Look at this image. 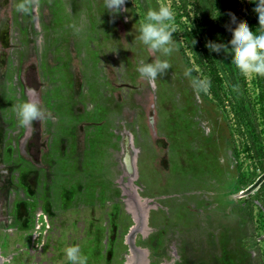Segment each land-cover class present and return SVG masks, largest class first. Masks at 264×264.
<instances>
[{"label":"rangeland","instance_id":"rangeland-1","mask_svg":"<svg viewBox=\"0 0 264 264\" xmlns=\"http://www.w3.org/2000/svg\"><path fill=\"white\" fill-rule=\"evenodd\" d=\"M19 2L0 0V264H68L72 245L88 264H264V185L251 191L264 88L205 46L228 44L233 7L259 34L245 2L125 0L114 21L104 0H40L30 14ZM160 6L175 14L167 57L135 39ZM188 38L221 99L185 76L205 78ZM156 59L171 68L150 82L137 68ZM26 100L45 118L21 127Z\"/></svg>","mask_w":264,"mask_h":264},{"label":"clouds","instance_id":"clouds-1","mask_svg":"<svg viewBox=\"0 0 264 264\" xmlns=\"http://www.w3.org/2000/svg\"><path fill=\"white\" fill-rule=\"evenodd\" d=\"M40 0H20L16 10L24 14H30L31 9L39 4ZM51 2V0H49ZM255 4L253 11L258 16V32L252 31L246 21H237L234 13L229 12L230 23L225 27L232 33L228 44L207 41L206 47L213 52L232 55L231 63L236 66L244 76L255 75L264 77V0H251ZM125 0H104L105 9L113 16L127 12L124 7ZM235 24V27H231ZM75 32H79L75 24L70 25ZM177 31L175 26V14L168 6H160L158 9L149 8L144 19L137 28L138 35L135 37L143 45L163 56H170L175 50L173 33ZM230 45V47H229ZM171 64L167 59H156L153 63H144L138 66L140 75L150 82L158 76L167 74ZM185 76L190 78V83L196 92L207 93L211 82L207 78L194 77L192 69L185 70ZM239 86L234 85L233 90L238 91ZM13 110L21 127H27L34 122L45 118L41 107L32 100L21 101L14 105ZM68 264H88V256L81 252L79 245L67 246L64 250Z\"/></svg>","mask_w":264,"mask_h":264},{"label":"trees","instance_id":"trees-1","mask_svg":"<svg viewBox=\"0 0 264 264\" xmlns=\"http://www.w3.org/2000/svg\"><path fill=\"white\" fill-rule=\"evenodd\" d=\"M232 13L235 14V7H233V9H232ZM256 24L258 25L257 22H256ZM217 25H219L218 27H221L225 31L224 24L222 22H218ZM234 25L235 24H232L231 27L234 28L235 27ZM187 41H188V44L190 45V51L194 55V60H195L196 65L202 70V72L205 75V78H207L211 82V86H210V89L208 90V92L210 94H212L216 99H221L222 94H223V90H222V86H221L220 81H218V79H217L216 70L212 67L211 64L204 61L202 53H201V51L198 50L197 45H195L193 42H191L190 38H188ZM235 71H236V73H234L235 74L234 77L237 80H240V78L237 75V73H238L237 70H235ZM262 81H263V78L261 77L260 83H261V86L264 88V82H262ZM258 183H261L260 187H262L264 185V167L261 170V173L257 174V176L253 179L251 186L254 187ZM246 191L249 192L250 189H247Z\"/></svg>","mask_w":264,"mask_h":264},{"label":"flooded vegetation","instance_id":"flooded-vegetation-1","mask_svg":"<svg viewBox=\"0 0 264 264\" xmlns=\"http://www.w3.org/2000/svg\"><path fill=\"white\" fill-rule=\"evenodd\" d=\"M243 2H245V4L248 6V8H246V9H248V11H247V14L249 15V16H255V21L258 23V16H257V14L253 11V9H254V7H255V4L253 3V2H251V0H242ZM260 186H261V183H260ZM259 186V187H260ZM259 187H258V189H259ZM253 189V188H252ZM241 195H243V194H241Z\"/></svg>","mask_w":264,"mask_h":264},{"label":"water","instance_id":"water-1","mask_svg":"<svg viewBox=\"0 0 264 264\" xmlns=\"http://www.w3.org/2000/svg\"><path fill=\"white\" fill-rule=\"evenodd\" d=\"M133 177H134V170H133L132 173H131V178H133ZM259 186H260V183H258L256 186H254L253 189H251V191H256V190L258 189ZM241 194H242V192H240V193L238 194V196L241 195ZM131 246H132V247H135L134 244H133V242L131 243ZM135 264H148V260L145 259V256H144V255H142V256L140 257V260H139V259L136 260V263H135Z\"/></svg>","mask_w":264,"mask_h":264},{"label":"bare ground","instance_id":"bare-ground-1","mask_svg":"<svg viewBox=\"0 0 264 264\" xmlns=\"http://www.w3.org/2000/svg\"><path fill=\"white\" fill-rule=\"evenodd\" d=\"M124 163H125V166H126V168L128 169V171L130 172V174L132 173V160H131V158L129 157V155H127L126 157H125V159H124ZM128 172V173H129ZM1 258V257H0ZM139 260H140V256L139 257H137ZM128 263H131L132 262V257H129L128 258ZM131 260V261H130ZM3 262V261H2ZM1 263V262H0Z\"/></svg>","mask_w":264,"mask_h":264}]
</instances>
